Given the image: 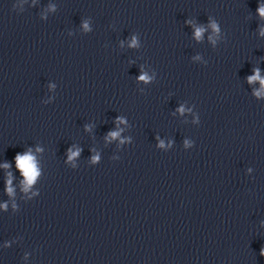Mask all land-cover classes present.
I'll list each match as a JSON object with an SVG mask.
<instances>
[{
  "label": "clouds",
  "instance_id": "clouds-1",
  "mask_svg": "<svg viewBox=\"0 0 264 264\" xmlns=\"http://www.w3.org/2000/svg\"><path fill=\"white\" fill-rule=\"evenodd\" d=\"M257 11H258V14L260 15V17L264 18V5H260L258 7ZM85 27H87V25H85ZM209 27H211L213 32L216 34H218L220 32V28L215 21H211L209 24ZM204 31H205L204 27H197L195 29V38L197 40H200L202 38ZM261 35H264V30L261 31ZM209 39H212V37H209ZM214 42L215 41H213V43ZM135 43H136L135 40H133V42H132L133 46H135ZM254 72H255V75L250 76L248 78L249 83H252L253 81L259 80L261 85L264 86V79H261V77L259 75V69H255ZM139 79L144 80V81H148L150 79V77H148L146 74H144V75H141L139 77ZM257 95H260V93H257ZM180 111L182 112L183 109L181 108ZM118 135H119V133H117V132L110 133L111 137H116ZM75 155H78V152L72 153V156H75ZM16 162H17L18 168L20 170H22V175L26 177L27 184L31 185L38 175V170L35 166L34 157L31 155L30 152L25 153L23 155L17 154ZM8 166L9 165H7V164L4 165V167H8ZM8 184L9 185L11 184L10 179L8 181ZM25 190H27V189H25ZM7 191L9 194L12 193V189L10 186L8 187ZM262 254H264V250H262Z\"/></svg>",
  "mask_w": 264,
  "mask_h": 264
}]
</instances>
